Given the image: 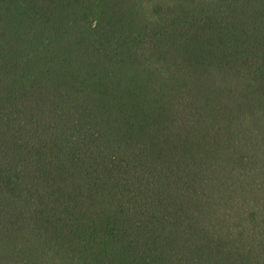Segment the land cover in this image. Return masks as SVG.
<instances>
[{
    "label": "trees",
    "instance_id": "1",
    "mask_svg": "<svg viewBox=\"0 0 264 264\" xmlns=\"http://www.w3.org/2000/svg\"><path fill=\"white\" fill-rule=\"evenodd\" d=\"M0 264H264V0H0Z\"/></svg>",
    "mask_w": 264,
    "mask_h": 264
}]
</instances>
